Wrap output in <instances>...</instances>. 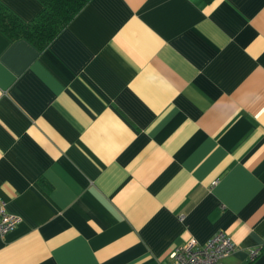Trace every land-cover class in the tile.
Segmentation results:
<instances>
[{"label": "crops", "instance_id": "1", "mask_svg": "<svg viewBox=\"0 0 264 264\" xmlns=\"http://www.w3.org/2000/svg\"><path fill=\"white\" fill-rule=\"evenodd\" d=\"M0 202V264H169L218 229L224 264H264V0H88L42 49L0 31Z\"/></svg>", "mask_w": 264, "mask_h": 264}, {"label": "trees", "instance_id": "2", "mask_svg": "<svg viewBox=\"0 0 264 264\" xmlns=\"http://www.w3.org/2000/svg\"><path fill=\"white\" fill-rule=\"evenodd\" d=\"M41 9L23 20L0 2V31L11 39L24 38L44 48L88 0H39Z\"/></svg>", "mask_w": 264, "mask_h": 264}, {"label": "built area", "instance_id": "3", "mask_svg": "<svg viewBox=\"0 0 264 264\" xmlns=\"http://www.w3.org/2000/svg\"><path fill=\"white\" fill-rule=\"evenodd\" d=\"M19 220L18 215L8 212L0 202V236L14 228ZM235 249L233 239L223 229H218L203 242L194 236L187 237L181 244L169 248L167 257L169 264H224L223 259ZM259 250L258 246L249 248V258L257 256Z\"/></svg>", "mask_w": 264, "mask_h": 264}]
</instances>
